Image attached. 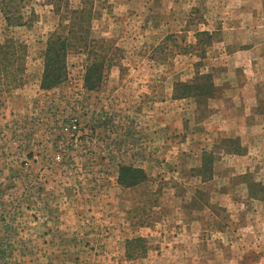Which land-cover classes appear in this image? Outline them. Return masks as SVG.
Segmentation results:
<instances>
[{"label":"rangeland","instance_id":"obj_1","mask_svg":"<svg viewBox=\"0 0 264 264\" xmlns=\"http://www.w3.org/2000/svg\"><path fill=\"white\" fill-rule=\"evenodd\" d=\"M9 39L0 264H264V0H0Z\"/></svg>","mask_w":264,"mask_h":264},{"label":"trees","instance_id":"obj_2","mask_svg":"<svg viewBox=\"0 0 264 264\" xmlns=\"http://www.w3.org/2000/svg\"><path fill=\"white\" fill-rule=\"evenodd\" d=\"M12 23V18H9ZM74 42L62 35L53 34V37L48 42V48L46 51V70L43 79V88H51L57 83L61 82L67 77L66 69V54L68 52V46ZM25 45L15 39H9L4 44H0V65H3L6 69L8 66L14 65L15 61L19 59L20 52ZM103 63V61L101 62ZM101 63H93L86 74V78L90 86L92 85L93 76L98 74L99 69L95 68ZM211 77V78H210ZM187 96L195 95L200 97L213 96L216 91V84L214 83L212 76H205L203 82L195 80L190 83H181ZM132 172H139V169L129 167ZM201 171H207L210 174L213 172V167H210L208 163L204 162L201 166ZM211 178V177H210ZM137 183V182H136Z\"/></svg>","mask_w":264,"mask_h":264}]
</instances>
